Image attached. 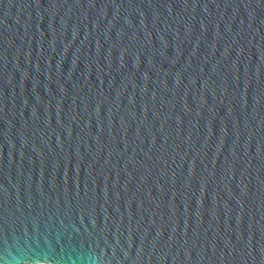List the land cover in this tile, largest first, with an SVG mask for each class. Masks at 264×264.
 Segmentation results:
<instances>
[{"label":"water","instance_id":"water-1","mask_svg":"<svg viewBox=\"0 0 264 264\" xmlns=\"http://www.w3.org/2000/svg\"><path fill=\"white\" fill-rule=\"evenodd\" d=\"M264 264V0H0V262Z\"/></svg>","mask_w":264,"mask_h":264},{"label":"clouds","instance_id":"clouds-1","mask_svg":"<svg viewBox=\"0 0 264 264\" xmlns=\"http://www.w3.org/2000/svg\"><path fill=\"white\" fill-rule=\"evenodd\" d=\"M0 264H7V262H0ZM16 264H27V262L23 259H18Z\"/></svg>","mask_w":264,"mask_h":264}]
</instances>
